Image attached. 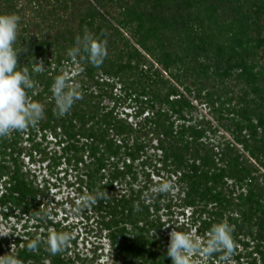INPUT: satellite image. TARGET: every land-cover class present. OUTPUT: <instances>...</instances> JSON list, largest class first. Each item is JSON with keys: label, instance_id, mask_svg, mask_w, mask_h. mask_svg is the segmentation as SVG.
I'll list each match as a JSON object with an SVG mask.
<instances>
[{"label": "trees", "instance_id": "1", "mask_svg": "<svg viewBox=\"0 0 264 264\" xmlns=\"http://www.w3.org/2000/svg\"><path fill=\"white\" fill-rule=\"evenodd\" d=\"M5 13L20 17L18 67L29 69L28 99L45 114L0 138L1 211L27 217L20 233L0 237V256L12 247L21 264H102L101 246L84 255L73 235L56 255L44 243L28 250L50 229L73 230L55 219L48 188L29 166L49 162V170L64 163L75 173L70 186L80 196L109 193L84 214L88 233L109 240L113 264H171L169 222L207 240L224 220L233 227L232 260L264 264V0H0ZM85 29L106 41L100 66L67 55ZM66 64L79 72L70 76ZM62 73L83 98L58 117L51 85ZM128 101L134 114L119 110ZM193 101L213 119L194 120ZM168 181V193L156 190ZM176 210L189 212L187 222L174 220Z\"/></svg>", "mask_w": 264, "mask_h": 264}, {"label": "clouds", "instance_id": "2", "mask_svg": "<svg viewBox=\"0 0 264 264\" xmlns=\"http://www.w3.org/2000/svg\"><path fill=\"white\" fill-rule=\"evenodd\" d=\"M20 17L15 14H0V138L9 136L12 131L22 132L29 127H35L44 117L45 106L38 101H30L27 90L34 88L35 83L29 69L18 67V53L21 49L14 45L17 41ZM86 54V56H82ZM67 55L75 62L77 58H86L88 63L100 66L107 56L106 41L99 39L85 29L82 36L76 37V45L70 48ZM43 62H34L31 69L34 73L43 70ZM71 77L62 73L54 77L51 85L54 100V114L64 117L70 113L73 105L83 98L78 85L70 82ZM172 185L161 182L156 189L160 193H168ZM109 193L95 191L77 201L78 208H90L98 200L107 199ZM45 216L48 213H44ZM169 225L165 226L168 227ZM8 233L0 232V236ZM170 241L166 256L171 258V264H193L196 255L211 257L220 254L221 259L228 261L235 250L233 227L226 221L213 224L207 240H201L193 230L178 231L174 227L170 232ZM70 232L49 230L47 239L42 241L36 236L27 244L29 251L35 252L41 243L46 244V250L52 255L64 251L72 240ZM0 264H21L13 254V249L0 256Z\"/></svg>", "mask_w": 264, "mask_h": 264}, {"label": "rangeland", "instance_id": "3", "mask_svg": "<svg viewBox=\"0 0 264 264\" xmlns=\"http://www.w3.org/2000/svg\"><path fill=\"white\" fill-rule=\"evenodd\" d=\"M89 1V0H88ZM72 5H74V2H71ZM107 18H109L107 16ZM129 36L128 34H126ZM66 71L71 72L70 76L75 75L79 72L78 65L77 64H66L65 67ZM168 78L169 76L166 75ZM118 94H121V90H116ZM131 101H128L126 104L119 107V110L121 112H128L129 114H134L136 107H130L129 103ZM108 105L112 106V103L110 101H106ZM193 103L197 106V110L193 111L191 116L196 119H201L203 116H206L208 119L212 120V115L209 112V109L205 105H200L199 102L193 101ZM136 106V105H133ZM132 119V117H131ZM52 137L49 136L48 141H51ZM58 149L57 146H55L54 143L49 144V150H56ZM150 153H153V150L149 151ZM26 162L29 163L28 157H26ZM49 162L40 164V163H29V166L36 171V174L38 176V181L40 182L41 186L46 185L49 191V209L53 208V211L58 214V216H54L51 214V217H55V219H63L65 221V224H70L73 228L72 235L73 237H77V250L80 251L82 254H89L92 255V249L96 246H101V249L98 250L99 255H101L100 261L102 264H113L112 259L109 257V240L103 239L101 241V238L99 236L96 237V231L92 233H88L87 228H91L92 221H88L85 219L86 209L84 208H78L74 207L71 203L70 199H72L75 204L77 205V201L81 200L84 196H80V194L77 192L76 188L77 185L70 186V183L75 182V173H73L66 164L60 165V167L57 168H51L48 169L47 165ZM153 176V175H152ZM165 176L167 174L165 173ZM154 181L158 180L157 176H153ZM170 184H172L171 181H168ZM2 186H0L1 189ZM156 189V187H155ZM173 194L176 193V190L172 191ZM1 194V193H0ZM55 208V209H54ZM163 211L161 212V214ZM189 216V212L186 211L185 215L180 214L177 210L174 215V220H178L179 224H182L184 222H187V218ZM27 217H24L23 220L21 218L17 219L16 217H9L5 218L1 208H0V232L8 233L5 236L0 237H10V235L13 232L22 231V225L25 223ZM67 219V220H65ZM169 217L166 215H163V221L168 220ZM34 221H30L28 223L29 226L34 224ZM167 225L168 227H164L165 234L169 235L171 230L173 229V221L169 222ZM166 225V226H167ZM95 227V226H94ZM192 230L196 233L195 228H192ZM17 233V232H16ZM170 237V235H169ZM201 238V237H200ZM201 240H204L201 238ZM206 241V240H205ZM233 257H231L228 261H224L220 257L214 258V257H203V256H197L195 258V264H236L234 260H232ZM97 261V262H98Z\"/></svg>", "mask_w": 264, "mask_h": 264}]
</instances>
